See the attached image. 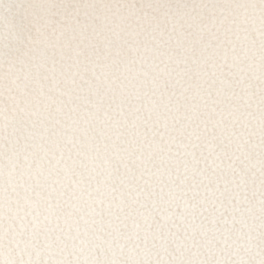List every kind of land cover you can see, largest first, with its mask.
Wrapping results in <instances>:
<instances>
[{
    "label": "snow or ice",
    "instance_id": "1",
    "mask_svg": "<svg viewBox=\"0 0 264 264\" xmlns=\"http://www.w3.org/2000/svg\"><path fill=\"white\" fill-rule=\"evenodd\" d=\"M0 264H264V0H0Z\"/></svg>",
    "mask_w": 264,
    "mask_h": 264
}]
</instances>
